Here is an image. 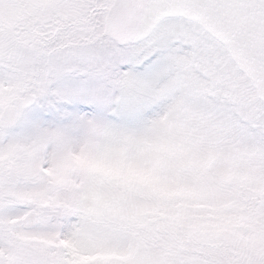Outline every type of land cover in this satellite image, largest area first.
I'll return each instance as SVG.
<instances>
[{
  "label": "snow or ice",
  "instance_id": "obj_1",
  "mask_svg": "<svg viewBox=\"0 0 264 264\" xmlns=\"http://www.w3.org/2000/svg\"><path fill=\"white\" fill-rule=\"evenodd\" d=\"M0 264H264V0H0Z\"/></svg>",
  "mask_w": 264,
  "mask_h": 264
}]
</instances>
